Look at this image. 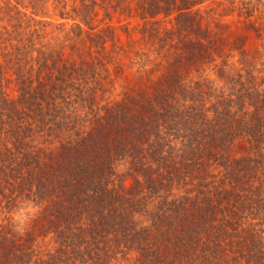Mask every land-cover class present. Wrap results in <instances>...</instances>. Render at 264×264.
Wrapping results in <instances>:
<instances>
[{
	"label": "trees",
	"instance_id": "16d2710c",
	"mask_svg": "<svg viewBox=\"0 0 264 264\" xmlns=\"http://www.w3.org/2000/svg\"><path fill=\"white\" fill-rule=\"evenodd\" d=\"M0 264H264V0H0Z\"/></svg>",
	"mask_w": 264,
	"mask_h": 264
},
{
	"label": "rangeland",
	"instance_id": "374dc122",
	"mask_svg": "<svg viewBox=\"0 0 264 264\" xmlns=\"http://www.w3.org/2000/svg\"><path fill=\"white\" fill-rule=\"evenodd\" d=\"M69 8H70V6H69ZM54 18H58L59 21H63V19L60 18V17L54 16ZM70 22H72V21H70ZM30 214L31 213H30L29 210L23 209L21 211H18V212L14 213V220H15L16 223H18L19 225L23 226L20 222L21 221H27V219L30 216Z\"/></svg>",
	"mask_w": 264,
	"mask_h": 264
},
{
	"label": "clouds",
	"instance_id": "9594fccd",
	"mask_svg": "<svg viewBox=\"0 0 264 264\" xmlns=\"http://www.w3.org/2000/svg\"><path fill=\"white\" fill-rule=\"evenodd\" d=\"M20 223H21L23 226H26V223H27V222H26V221H21Z\"/></svg>",
	"mask_w": 264,
	"mask_h": 264
}]
</instances>
